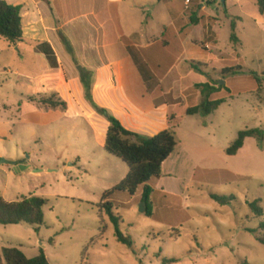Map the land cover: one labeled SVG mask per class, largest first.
Here are the masks:
<instances>
[{"label":"rangeland","instance_id":"obj_1","mask_svg":"<svg viewBox=\"0 0 264 264\" xmlns=\"http://www.w3.org/2000/svg\"><path fill=\"white\" fill-rule=\"evenodd\" d=\"M238 1L218 12L211 5L198 17V27L185 34L187 54L180 64L148 66L156 104L176 108L143 98L145 86L133 65L111 82L110 71L93 75L97 67L84 72L87 67L72 63L66 65L69 89L60 98L68 107L45 109L29 100L34 95L27 77L42 71L35 54L0 38V161L28 167L15 171L0 163V196L8 202L33 196L49 201L39 230L0 225V251L19 248L35 258L43 249L50 264H264V143L249 138L236 156L227 155L240 132L264 130V78L258 90L251 76L264 73V31L245 18L235 30L240 43L232 42L228 12L237 11ZM245 1L257 7L256 0ZM86 61L79 56L80 64ZM237 67L242 74H222ZM84 76L91 79L90 97ZM205 83L218 89L211 100L225 103L210 116L184 115L203 100L198 87ZM110 117L142 138L171 129L179 142L161 178L150 183L152 217L145 215L146 206L141 213L143 187L135 196L113 198L132 247L118 241L110 217L98 208L129 173L126 163L105 151ZM212 194L236 200L221 206ZM255 202L262 217L251 209Z\"/></svg>","mask_w":264,"mask_h":264},{"label":"crops","instance_id":"obj_2","mask_svg":"<svg viewBox=\"0 0 264 264\" xmlns=\"http://www.w3.org/2000/svg\"><path fill=\"white\" fill-rule=\"evenodd\" d=\"M4 1L13 6H22L24 41L18 44L17 50L30 49L42 67L39 74L27 77L31 83L29 91L34 96L57 94L60 99L63 91L69 89L66 65L72 63L79 68L87 67L84 72H90V66L97 67L93 70V75L103 70L110 71L111 82L120 81L123 75L129 73V65H133L145 86L142 97H152L156 107L166 104L175 108L177 105H170L166 101L156 104L153 90L148 89L129 48L147 66H177L187 54L186 32L198 27V17L211 6L204 4L202 0ZM238 5L237 11L234 9L233 12H228L232 13L230 17L236 26L246 18L264 31V15L260 14L258 7L252 8L245 0H239ZM222 6L212 7L218 12ZM188 13H193L189 17V26ZM233 13H240L242 16ZM192 18L195 24L192 23ZM78 34H82V39L74 37ZM46 45L50 46L56 56V67H52L44 54ZM79 56L87 61L80 64ZM100 87L95 85L94 91H99ZM166 164L167 161L163 169Z\"/></svg>","mask_w":264,"mask_h":264},{"label":"trees","instance_id":"obj_3","mask_svg":"<svg viewBox=\"0 0 264 264\" xmlns=\"http://www.w3.org/2000/svg\"><path fill=\"white\" fill-rule=\"evenodd\" d=\"M256 5L260 14L264 15V0H256ZM192 23L195 24L193 18ZM232 29L233 34L231 40L238 45L240 40L235 34V22L232 24ZM0 38L12 46H18V44L24 41L22 6H13L4 0H0ZM129 51L148 85V89L151 91L152 85L150 82L152 81V76L148 66L142 63L141 58L132 49L129 48ZM44 54L52 67H56L57 59L49 45H46ZM242 73L243 69L241 67L226 68L222 71L223 75L237 76ZM251 76L255 80L258 90H260L262 88L264 73L261 76L257 73H251ZM83 82L86 86L87 94L90 97L92 89L91 79L84 76ZM198 88L203 97L202 102L198 106L187 108L184 111V115L195 116L203 114L204 116H210L225 103L223 99L211 100V97L218 92V89L212 85L205 83L199 85ZM29 100L49 110L67 108V103L60 100L57 94L50 96H32L29 97ZM172 120H176V118L173 117ZM110 122L111 126L105 140V151L109 155L126 163L129 167V173L118 186L103 195L102 203L98 208L101 213L105 211L110 217L111 222L115 226L118 241L132 247L131 239L125 237L120 229L121 218L114 213L115 205L113 198L116 193H128L130 196H135L139 188L143 187L142 203L146 206L145 215L152 217V195L154 189L150 183L155 178H161L163 165L174 154L179 142L175 132L171 129L163 130L151 138H142L138 133L127 129L120 120L110 117ZM249 138L255 139L259 144H263L264 130L253 129L240 132L238 138L228 148L227 155L236 156L244 148L245 141ZM211 198L221 206L230 205L236 200L234 196L227 197L215 194H212ZM48 204L49 201L47 199L39 196L25 198L18 202H7L3 196H0V225L27 224L39 230L45 224L44 209ZM250 206L259 217L263 216V210L259 207V202H255ZM260 229L264 232V223L260 225ZM259 241L264 245L263 238H259ZM0 264H50V262L43 249L39 256L28 258L19 248H3L0 251Z\"/></svg>","mask_w":264,"mask_h":264},{"label":"water","instance_id":"obj_4","mask_svg":"<svg viewBox=\"0 0 264 264\" xmlns=\"http://www.w3.org/2000/svg\"><path fill=\"white\" fill-rule=\"evenodd\" d=\"M0 163H1V165L13 167L15 169V171L28 169V167H25L24 165H22L18 161H12V160L2 159L0 161ZM144 208H145V205L143 204L142 207H141V213H144Z\"/></svg>","mask_w":264,"mask_h":264},{"label":"built area","instance_id":"obj_5","mask_svg":"<svg viewBox=\"0 0 264 264\" xmlns=\"http://www.w3.org/2000/svg\"><path fill=\"white\" fill-rule=\"evenodd\" d=\"M232 0H202L204 4H212V5H217L220 6L222 4H225L227 2H231Z\"/></svg>","mask_w":264,"mask_h":264}]
</instances>
